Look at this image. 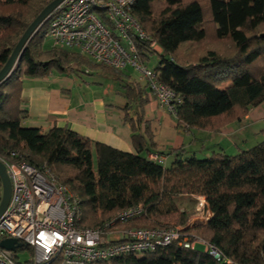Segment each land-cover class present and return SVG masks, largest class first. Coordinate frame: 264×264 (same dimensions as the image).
Listing matches in <instances>:
<instances>
[{
  "label": "trees",
  "instance_id": "16d2710c",
  "mask_svg": "<svg viewBox=\"0 0 264 264\" xmlns=\"http://www.w3.org/2000/svg\"><path fill=\"white\" fill-rule=\"evenodd\" d=\"M51 1L0 0V70ZM130 14L149 38H134L138 56L144 63L157 56L158 80L178 99L177 127L216 134L264 104V32H259L264 27V0H135ZM47 31L45 21L0 84V158L14 153L15 161L49 169L58 184L79 197L82 228H102L118 213L141 205L145 212L140 218L116 223L107 232L116 227L179 228L184 236L193 232L219 255L215 259L206 249L185 250L172 243L141 256L93 264H264V141L235 155L212 152L203 159L183 149L170 150L173 162L159 165L146 158L155 147L148 127L143 136L131 126V153L68 128L44 132L22 127L27 116L21 108L24 77L70 74L86 66L120 78L118 71L92 65L76 51L52 43L46 49ZM208 38L229 42V50L209 49L196 59L190 48ZM152 43L160 54L151 49ZM124 120L130 121L127 113ZM181 197L203 198L210 217L188 225L193 212L180 209Z\"/></svg>",
  "mask_w": 264,
  "mask_h": 264
},
{
  "label": "built area",
  "instance_id": "2783aa9c",
  "mask_svg": "<svg viewBox=\"0 0 264 264\" xmlns=\"http://www.w3.org/2000/svg\"><path fill=\"white\" fill-rule=\"evenodd\" d=\"M134 3L135 0H64L46 20V38L54 47L76 51L94 64L114 70L133 69L160 106L175 116V94L137 54L134 38H149L130 14ZM16 157L12 153L8 159L0 158L11 185L10 200L0 218V242L16 240L29 252V258L21 261L16 255L19 249L12 252L0 247V264H93L126 255L141 256L172 243L185 250L202 244L188 239L179 228L124 229L120 238L109 237L107 231L116 223L125 225L140 218L145 212L141 205L118 213L102 228H82L79 197L58 184L49 169H36L15 161ZM148 160L159 165L167 161L164 155L157 154H150ZM1 194L0 184V198ZM197 206L196 210L206 218L209 212L203 198L198 199ZM206 250L219 258L213 248Z\"/></svg>",
  "mask_w": 264,
  "mask_h": 264
},
{
  "label": "crops",
  "instance_id": "0c3cea01",
  "mask_svg": "<svg viewBox=\"0 0 264 264\" xmlns=\"http://www.w3.org/2000/svg\"><path fill=\"white\" fill-rule=\"evenodd\" d=\"M47 41L48 39L45 45ZM49 43L51 47V41ZM157 49L159 52L157 54H160V48ZM90 64L95 65L91 61ZM116 71L120 73L118 79L86 66L70 74L54 72L43 78L24 77L21 108L26 111L27 116L21 122L22 127L41 129L44 132L52 128H68L94 142L127 153L133 152L131 126H135L137 132L143 136L145 128L148 127L155 147L147 154V159L150 154L166 155L167 161L169 160L171 164L174 159L168 152L176 149L205 157L211 154L201 150L207 138L204 135L205 131L185 130L183 127H179L181 131L177 132L192 136L189 145H184L176 138L172 145L165 147L159 124L164 108L146 88L137 72L131 68ZM74 73L89 75L90 78L78 80ZM126 113L129 122L124 120ZM249 114L250 111L241 123L246 127L250 126V123L246 124L250 120ZM139 117L141 119L138 120ZM236 126H239V123L224 128L222 136L224 141H230L233 128ZM195 131L202 133L196 136ZM213 143L220 144L218 146L220 153L227 152L219 140ZM207 216L210 217L209 213ZM120 233L121 230L116 231L113 238H120Z\"/></svg>",
  "mask_w": 264,
  "mask_h": 264
},
{
  "label": "rangeland",
  "instance_id": "374dc122",
  "mask_svg": "<svg viewBox=\"0 0 264 264\" xmlns=\"http://www.w3.org/2000/svg\"><path fill=\"white\" fill-rule=\"evenodd\" d=\"M182 1H187V0H182ZM207 30H209V34L212 35V25L211 22L206 24ZM259 32H264V27H261L259 29ZM211 37V36H210ZM50 40L48 39L45 48L50 49ZM158 46L155 45V48L153 49L154 52H158ZM230 48L229 42H224V43H218L213 41V39L208 38L206 43L195 45L194 47L190 48L194 50V55H196V59L199 58L198 56L205 54L209 49H213L217 52H222V51H228ZM81 56V55H80ZM83 57V56H82ZM85 58V57H84ZM88 60L87 58H85ZM90 62V60H89ZM158 63V58L157 56H152L150 57L149 62L146 64L151 68L154 69ZM80 69V68H79ZM81 70V69H80ZM82 73V72H81ZM74 77L78 80H86L90 78L89 75L85 74H80V73H74ZM249 114L250 120L246 123L249 124L250 126H245L244 123L241 124L245 117L241 119L238 122H233L227 126L233 125L235 123H239V126H236L233 128V136H230L231 139L230 141H224L222 138L224 134V128L223 127L218 133L213 134L209 132H205L204 135L207 136V138L204 140V146L201 147V150H204L208 153L212 152H219V145H216L213 143V141L219 140V143H222V147L226 149V155H235L239 149L240 150H247L252 148L253 146L261 143L264 141V104H261L255 108H251ZM160 124V129H161V138L163 140V143L165 147L172 145V142L178 138L179 141H182L184 145L188 146L190 140L192 139V136H189L184 133H178L177 131H181L179 127L176 126V119L175 116L169 114L165 109L162 114L161 120L159 122ZM157 126V123H156ZM177 127V128H176ZM245 127V128H244ZM243 128V129H242ZM202 132H197L195 131L194 134L198 136ZM203 136V135H202ZM202 139V138H200ZM195 156L198 159H203L205 156L201 154H195ZM167 160V159H166ZM167 165H170V161H167ZM198 199H201L200 197H181L178 200V205L180 209L182 210H187L193 212L192 217L189 219L188 225H195V224H201L205 218V215L203 216L201 212L197 211L196 208L198 207ZM180 227V226H178ZM116 231H119V228L116 227L112 232H108L109 237H113L114 233ZM185 235L188 237V239L191 240H199L202 244H197L195 247V250L198 252H204L205 249H208V246H204L205 244L201 239L196 236L193 232H186ZM16 255L19 256L21 261L27 260L29 258V252L24 249L22 251H16Z\"/></svg>",
  "mask_w": 264,
  "mask_h": 264
},
{
  "label": "water",
  "instance_id": "95a60500",
  "mask_svg": "<svg viewBox=\"0 0 264 264\" xmlns=\"http://www.w3.org/2000/svg\"><path fill=\"white\" fill-rule=\"evenodd\" d=\"M64 0H52L49 4H47L42 11L32 20L29 26L26 28L22 36L19 38L18 42L16 43L13 51L11 52L7 62L0 70V84L7 80L16 63L21 59V54L37 32V30L43 25V23L47 20L49 15L63 2ZM0 184L2 187V194L0 198V218L4 214L9 200L11 196V185L10 181L6 172V168L0 162ZM0 247L2 249L15 252L17 249L22 248L21 244H18L14 239H5L0 242ZM217 257V256H216Z\"/></svg>",
  "mask_w": 264,
  "mask_h": 264
}]
</instances>
